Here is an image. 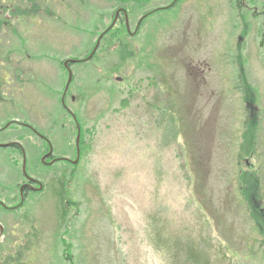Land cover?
<instances>
[{"label":"rangeland","instance_id":"obj_1","mask_svg":"<svg viewBox=\"0 0 264 264\" xmlns=\"http://www.w3.org/2000/svg\"><path fill=\"white\" fill-rule=\"evenodd\" d=\"M172 1H129V32L144 10ZM2 5L10 24L0 29V127L16 121L0 132V143H21L29 175L52 183L63 163L34 166L31 150L40 158L46 143L27 126L50 139L54 156L74 159L65 144H74L77 130L62 98L76 114L82 143L72 237L67 228L58 236L55 197L45 188L27 221L32 228L22 227V208L0 213V262L20 244L27 264H55L66 240L64 264H167L153 242L157 229L165 241H208L226 264H264V0H177L133 35L121 18L96 57L71 66L66 96L62 60L89 55L112 21V1ZM119 47L127 61L117 58ZM167 103L176 135L160 120ZM21 162L15 148L0 147L7 206L19 202ZM35 228L38 245L29 249Z\"/></svg>","mask_w":264,"mask_h":264},{"label":"trees","instance_id":"obj_2","mask_svg":"<svg viewBox=\"0 0 264 264\" xmlns=\"http://www.w3.org/2000/svg\"><path fill=\"white\" fill-rule=\"evenodd\" d=\"M110 1H112V6L115 7V10L121 6H124L126 8L127 7L126 5L128 4V2L129 1L132 2V0H110ZM85 3H87V2L85 1ZM81 4H83V3H81ZM159 7L160 6H158L157 9H155L156 7L152 8L150 10L146 9V10H144L143 13L149 12L147 15V17H148L149 15H151L155 12H160L161 10L167 9V8H159ZM2 8H4V6L2 5V0H0V11H2ZM128 9L130 10V15L132 17L133 11L130 8H128ZM10 13H11V16H15L16 15L15 13H18V15H24V14H21L20 12H17L16 10H12ZM91 14H93V11ZM18 15H16L15 17H18ZM147 17L144 18L142 23H144L146 21ZM9 24H10V22L6 18L5 14L2 15V13H0V29L3 30L5 28H9L8 27ZM118 29L119 28H117L116 25H114L111 29H109L102 36L99 46L102 45L101 43L108 36L113 35L114 32H119ZM122 30L124 31V26H123ZM129 35H127V34L124 35V37L122 39L125 40V38H128ZM260 35H261L260 38L263 39L264 38V20H263ZM125 43L128 45L127 41H125ZM24 47H25L24 48V50H25L26 44ZM116 52H117V55L119 56V57L117 56V58L121 61H127L131 57L130 54L127 52V50H125L123 52L120 51V47H119V50H116ZM95 53L93 54L94 57H96ZM86 56H84V57H86ZM63 60H62V62H63ZM82 62H85V61H82ZM75 64H77V63H75ZM75 64L71 63L70 67L74 66ZM2 72H4V71H2ZM2 77L5 78L3 75H2ZM72 80H73V77H72ZM6 81H7V79H6ZM60 106L62 107L61 103H60ZM168 110H169L168 103L162 106V108L160 109L161 113L159 114L160 120L164 122V124L166 125V128L173 129V134L176 135V132L174 131L175 127L172 125V123L168 119L169 112H170ZM66 114L68 115L67 112H66ZM3 126H4V124H3ZM27 130L29 132H31L32 135H35L30 129L27 128ZM81 139H82V137L80 136V140H79L80 149H81V143H82ZM65 145H67L68 149H72L73 155L76 154L75 143L72 144V146L69 143L65 144ZM11 147L15 148V150L18 154L22 155L21 150L18 147H16V146H11ZM45 151H47V144L45 146V150L41 151V152L43 153ZM31 152L34 153L31 156V160L34 163L35 167L36 166L39 168L42 167L44 169L45 168L51 169V168L55 167L56 163L44 164L41 162L40 158H37L34 150H31ZM80 152H81V150H80ZM42 153H39L38 157ZM65 154H67V153H63L61 155H65ZM79 161L80 160H78V163H76V164H69L68 162H61V163H63L61 166L62 168L57 169L59 172L53 173V182L52 183H50V182L46 183L45 185H43V183H42V189H40V190L39 189H33V188H24L22 203H20L21 199L19 197V192H18L17 197H19L18 198L19 202L11 210L15 211V210L22 208V212L19 215L20 219H22L24 222V224H22V227H29V229L32 228V225L29 226V224H28L29 222H27L30 220V216L32 214V209H33L32 206L36 202L35 198H37V199L41 198L42 196H38V195H41L42 193L44 194L45 188H46L47 190H50V193H52V195H54V197H55V206L54 207L56 209L55 215H56V220H57V234H58V236L59 235L61 236L62 231H64V233H65V229L67 228L68 229L67 236L70 238L72 237V234L70 232H72V230H73L72 224H73V218L75 215H73V213H71V209L73 208V205H76V202H75L74 196H73V192H74L73 190H74V184L76 182L75 178L77 177V173H78L77 172V169H78L77 166L79 164ZM53 165H54V167H53ZM19 170H21V169H19ZM57 173H59V175ZM21 177L24 178V176H21ZM28 192L31 193L32 197H33V198H31V196H30V198H29V202H30V199L33 200V203H31V204L27 202L28 200L25 201V194H27ZM1 209H2L1 210L2 213H8L9 212V211H7L8 210L7 208L1 207ZM61 229H64V230H61ZM152 233H153V236L156 234L153 238L154 239V241H153L154 245L156 248H158L159 250H161L164 253L167 264H226L224 260H222L221 258H219L216 254H214L212 252L213 246L208 241L202 240V238H200V237H196V238L192 239V237L186 236V238L178 237L174 241H165L164 238L160 237L159 230L153 229ZM30 234L33 235L34 239H33V241L30 240L29 243L27 244L29 249L32 246H34V248H35L36 245H38L37 242L39 240V235H40L39 231L36 228ZM61 242H62L64 247L62 248V251L60 253H58L57 251L55 252V254H54V263L55 264H58V263L64 264V263H67V261H68V256H66L67 253H66V249H65L66 244H64L66 242V240H61ZM19 245L20 244H18L17 246L16 245L13 246L12 249H14L13 250L14 254H10V256L8 258L9 262L4 261V262H0V264H27V259L29 256H26L27 254L23 253V248H22V246H19ZM263 245H264V241L262 239L259 240L258 241V249L259 250L262 249ZM26 249L28 251V248H26ZM22 258L26 259V262ZM10 260H11V262H10ZM28 261H29V259H28Z\"/></svg>","mask_w":264,"mask_h":264},{"label":"water","instance_id":"obj_3","mask_svg":"<svg viewBox=\"0 0 264 264\" xmlns=\"http://www.w3.org/2000/svg\"><path fill=\"white\" fill-rule=\"evenodd\" d=\"M116 13H118V11H117ZM115 20H116V17L114 18L113 22L111 23V25H109L108 28H110V27L115 23ZM103 34H104V33H102V34L98 37V39H97V41H96V44H95V46H94V48H93V51H92V52H91V53H90L85 59H89V58L92 56V54L94 53V51L97 49V47H98V45H99V42H100V39H101V37H102ZM80 60H81V59L68 58V59H66V60L64 61L63 64H64V66H65V67L67 68V70H68V78H67V83H66L65 89H67V87H68V85H69V83H70V81H71V78H72V72H71V70H70L68 64H69V63H72V62H77V61H80ZM8 124H9V123H8ZM8 124H7V125H8ZM78 140H79V133H78L77 138H76V142H77V143H78ZM12 144H16V145L20 146L19 143H17V142L2 143V144H0V145L7 146V145H12ZM51 152H52V147H50L49 151H48L43 157H46V156L50 155ZM22 169H23V172H24V174H25L27 180H34L33 178H31V177L25 172V157L23 158ZM25 186H28V184H27V183L22 184V185L20 186V191H22L23 188H24Z\"/></svg>","mask_w":264,"mask_h":264},{"label":"flooded vegetation","instance_id":"obj_4","mask_svg":"<svg viewBox=\"0 0 264 264\" xmlns=\"http://www.w3.org/2000/svg\"><path fill=\"white\" fill-rule=\"evenodd\" d=\"M122 7V6H121ZM120 8V7H119ZM126 15H127V21H126V24H125V18H124V15H125V13L120 9V11L118 12V14H116L115 15V11H114V14H113V17L114 16H117V21H116V23L121 19V18H123V21H124V24H125V26H126V28L128 27L129 29H130V23H131V21H130V19H131V15H130V10L129 9H127L126 8ZM145 13H143L142 15H144ZM113 19V18H112ZM143 20L144 19H142V21L140 22V24H142V22H143ZM115 23V24H116ZM70 99L71 100H73L74 99V96H70ZM79 149H80V147H79ZM45 153V152H44ZM80 153V152H79ZM80 155V154H79ZM58 157H67V156H65V155H62V156H58ZM69 158V160H66V159H61V160H59V161H62V162H68L69 164H72V162H71V160H72V158H70V157H68ZM46 159H48L47 161H50V160H52V159H56V157L55 156H53V154L52 155H50L49 157H47ZM71 159V160H70ZM31 184H35V182H30Z\"/></svg>","mask_w":264,"mask_h":264}]
</instances>
